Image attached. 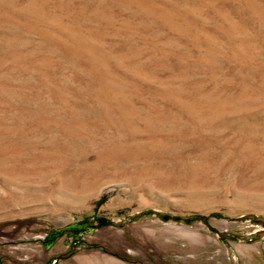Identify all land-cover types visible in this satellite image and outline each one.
Masks as SVG:
<instances>
[{"label": "rangeland", "instance_id": "rangeland-1", "mask_svg": "<svg viewBox=\"0 0 264 264\" xmlns=\"http://www.w3.org/2000/svg\"><path fill=\"white\" fill-rule=\"evenodd\" d=\"M119 248L264 264V0H0V264Z\"/></svg>", "mask_w": 264, "mask_h": 264}, {"label": "crops", "instance_id": "crops-1", "mask_svg": "<svg viewBox=\"0 0 264 264\" xmlns=\"http://www.w3.org/2000/svg\"><path fill=\"white\" fill-rule=\"evenodd\" d=\"M131 234L136 238V223L131 225ZM139 251L140 255L137 254ZM134 254V256L130 255ZM154 258L147 256L142 250L134 252L122 251L120 248L115 252L107 251L105 253H91L84 256L76 257L73 262V257L70 259V264H155Z\"/></svg>", "mask_w": 264, "mask_h": 264}, {"label": "bare ground", "instance_id": "bare-ground-1", "mask_svg": "<svg viewBox=\"0 0 264 264\" xmlns=\"http://www.w3.org/2000/svg\"><path fill=\"white\" fill-rule=\"evenodd\" d=\"M3 172L5 173V169L3 170ZM8 174V172H6ZM6 179V178H5Z\"/></svg>", "mask_w": 264, "mask_h": 264}]
</instances>
